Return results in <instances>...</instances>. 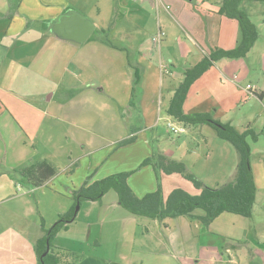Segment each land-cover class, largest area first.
<instances>
[{
  "label": "crops",
  "instance_id": "obj_1",
  "mask_svg": "<svg viewBox=\"0 0 264 264\" xmlns=\"http://www.w3.org/2000/svg\"><path fill=\"white\" fill-rule=\"evenodd\" d=\"M222 1L0 0V264H38V240L33 236L32 225L40 228L43 218L49 228L61 214L71 210L74 206L72 193L86 183V178L93 176L90 181L93 183L112 174L136 170L143 158L149 159L153 154L150 146L145 145L144 152L141 150L138 154L137 163H133L135 157L132 160L124 157V168L113 170L110 166L103 170L109 161L104 157L108 148L100 145L93 149L92 145L95 136L104 137V126L101 131L93 129L87 123L90 122L88 117H66L62 115L60 105L58 111L52 106V96L64 87L75 105L78 99L83 104L92 99L85 94L81 98L75 94L78 79L75 62L83 57L89 61L87 76L91 74L90 64L94 59L100 63L101 72L108 73L105 71L110 65L108 47L112 46L110 49L119 56L127 50L107 46L106 39L97 32L111 33L110 27L117 17L116 10H119L121 35L130 39L127 42L136 43L131 49H136L138 62L145 63L152 73V79L147 80L148 70L145 71L143 92L136 105L144 128L154 129L165 106L168 113L170 101L184 81L187 68L197 65L216 49L238 47L241 40L239 23L219 13ZM257 3L245 1L242 10L259 31L260 28L264 30V10L260 11L259 20L254 19L256 7L251 5ZM69 8L72 11L65 13L64 10ZM72 14L95 26L84 43L67 38L54 28L57 18ZM159 32L164 33L160 41L156 40ZM77 44L82 47L78 48ZM89 47L97 49L96 57L93 56L95 52L86 55ZM253 53L261 63L259 66L247 62ZM55 56L54 64L48 63ZM67 74L70 80L64 84ZM132 82L133 76H128L119 90L123 91L120 95L128 106L133 99ZM249 84L255 87L254 93L246 90ZM101 90L104 92L105 89ZM263 105L264 42L257 40L246 58L216 62L192 85L184 106L187 114L209 113L223 123L232 124L241 133L252 130L258 136L256 142L248 137L257 185L252 217L226 212L208 227L188 216L164 220L141 218L123 210L117 193L110 191L100 202L109 197L110 203L102 204V210L112 214L118 212L125 227L132 230L129 242L133 241L134 248L130 244L125 247L129 249L120 254V264H264ZM176 127L184 128L183 133H186L188 126ZM125 137L126 133L120 138ZM218 138L216 131H208L204 137L207 143L202 142L203 146L195 149L196 138L188 135L183 142L175 144L180 153L174 149H163L162 153L186 166H189V158L194 156L196 163L202 165L195 168V172L207 186L218 188L233 180L238 166V154L226 146L229 156L226 155L222 151L224 144ZM85 149L89 151H83ZM255 152L258 153L257 163L253 160ZM120 153L124 154L126 150L120 149ZM102 154L103 157H97ZM88 158H96L100 163L94 166L93 159L87 163ZM43 162L51 165L56 174L43 185L33 186L21 170ZM157 180L154 167L148 165L134 172L128 182L136 196L143 198L157 190ZM163 185L166 186L163 191L168 190L166 194L171 193V188H183L191 195L201 193L179 174L169 176L165 183L163 180ZM33 195L38 197L36 205L31 200ZM86 203V214L89 215L90 208L96 207L97 202ZM194 214L203 216L204 212L197 210ZM69 225L65 233L70 231L72 224ZM207 236L212 239L206 241ZM55 251L64 258L61 264H72L71 249L67 245L58 242ZM89 260L81 264H95Z\"/></svg>",
  "mask_w": 264,
  "mask_h": 264
},
{
  "label": "rangeland",
  "instance_id": "obj_2",
  "mask_svg": "<svg viewBox=\"0 0 264 264\" xmlns=\"http://www.w3.org/2000/svg\"><path fill=\"white\" fill-rule=\"evenodd\" d=\"M249 3L254 4L251 2ZM257 4L258 5H251V6L256 7V9L253 11V18L259 20L258 18L262 16L260 11L264 10V7H262L264 6V2H258ZM241 9H243V3L241 4ZM64 11L65 13H70L72 9L69 8V10H64ZM103 11H105L106 13V10ZM116 16H117L116 19H113L114 25L110 27L111 33L107 34V32L103 31L100 33L97 32V34H101V36L103 35L104 39L109 40L110 44L113 45L114 48L124 47L127 50H124L125 52L122 54V56H119V53H116L115 50L110 49L112 46L108 47L111 52L109 56L110 65L108 68H105V71H108V73L101 72V68L98 67L100 66V63L99 64L96 63L97 61L96 59H94V62L90 64L91 72L89 73L91 74H89L88 76L87 73H88L89 65L87 64L89 61L83 60L84 59L83 57L81 60L75 62L74 69H76L75 73L78 78L76 81L77 88L75 90V94H78L80 98L85 94L88 95V97H92V99L87 100L88 102H86L85 104H83L84 102L83 103L81 102V99H78L77 104L75 105L74 103L75 101L71 100L72 97H70V93H67L66 90L64 91L65 87L63 88L64 85H62L61 87L63 88V90H61L60 92H55V95L52 96L53 98L52 102L54 103L52 104V106L54 107L56 106V108H54L55 111H58L57 109L58 106L60 105V111H62L61 112L62 115H65L66 117H75V115L79 117V119H81V117L84 118L88 117L90 121L87 122L89 127H92L93 129L100 131L102 125L104 126V129L102 131L105 134L104 137L99 139L98 137L95 136L92 145L93 149L99 147L100 145H104V148H108V150L106 151L107 153H104V157H106L109 161L107 162L108 165L104 166L103 170H107L110 166L113 167V170L120 169V167H123L124 157L129 158V160H132L135 157L133 160L134 161L133 163L135 164V162L138 160V154L141 152V150L142 152H144L145 145L150 146V149L153 153L152 156L149 157V159H151V163L156 162L157 156H159L160 153L163 154L162 153L163 149H169V150L174 149L177 153H180V151L178 150L179 149L178 146H176L175 144L179 143L180 141L183 142L182 140H184V138L188 135H192L196 138L195 142H193V147L195 149L199 148L200 146H203V143H207L204 137L205 138L207 137L208 131H215V129L209 125L188 126L186 127L187 128L186 133L188 132V134L186 133H181L180 135L174 134L168 125L173 123L174 125L181 127L184 124L178 122L176 119L171 117L166 111V106L163 108V111L161 113L162 118H159L158 120V124H157L158 126L155 127L154 129H148V130L144 128L145 124L143 121H141L139 117V113H138L139 109L136 104L140 102L139 96L142 95L143 92L142 85L145 84L144 75H145V71H147L148 68L145 65V63L141 64L138 62L139 61L138 56L137 53H135L136 49H131V47L134 48L136 47V43L131 44L130 42H127L130 39L128 37H123V35H121L120 32L121 28L119 27L122 22L121 21L122 17L119 15V10L118 11L116 10ZM129 29L132 28L129 27ZM258 32H260L258 39L259 42H264V35H263L264 30L260 28ZM148 35H150V33ZM154 37H156V35H154ZM106 43L108 44L107 46L110 45L109 42ZM77 47L81 48L82 45L77 44ZM85 52L87 53L86 55H90L95 52L93 56L96 57L95 55H97L98 51L94 47H89V49H87V51ZM251 56L252 58L248 59L247 62H252L254 63L255 66H259V64L261 63H259L257 57H255L256 53H253V55ZM56 60L57 59L55 56L54 59L50 58V62L48 63L54 64ZM104 63L106 66V60H104ZM130 64L132 65L131 66L132 68L130 67ZM71 67H73V65ZM131 75L133 76L132 83H134L133 86L136 90L137 95L134 96L133 99H131L130 102L131 104L130 106H128L126 104L125 98L121 96L122 95L121 92L123 91H119V90H121V88L124 87L123 80L125 82L128 79V76L131 77ZM146 76H147L146 77L147 80L152 79V73L150 70L146 72ZM69 80H70V75L67 74L64 84L68 83ZM107 85H109L111 89H109ZM102 88L105 89L104 92L101 90ZM50 95L47 96V99ZM123 127H125V132H123ZM204 128L206 129L205 131ZM122 132L123 134L126 133V137L121 139L120 137L123 135ZM132 136L135 137L133 142L128 144H121L123 140L128 139ZM218 140L222 144H224L222 147V151L226 152V155L229 156L227 148L231 149L237 155L234 146L230 142L225 141L221 138H218ZM256 141L257 140H255V142ZM120 149H125L126 153L121 154ZM83 151L88 152L89 149H85ZM255 154L256 155L254 156L253 160L255 163H257L258 153L255 152ZM97 157H103V154L97 155ZM167 158L171 159L170 157ZM92 159L94 166L100 163L96 158H88L87 163L88 161L89 163L92 162ZM147 159L143 158L138 168L136 170L130 171L132 175L134 174V172L140 170V168L142 167L144 168L145 166H148V165L145 166L143 165ZM218 160L219 158L217 159V161L214 162L215 166L217 165ZM149 165L153 166L152 164ZM188 165L189 166L185 165L186 167H188L187 168L188 171L194 176H196L199 180H201V178L195 172V168L202 166L201 163L197 164L195 161V157L193 156L189 158ZM95 171L96 170L93 171V174H95ZM171 175L164 174L162 173V171L157 169L156 171V176L158 179L157 181L161 185L162 190H163V186L166 187L165 185H163V180L165 183V179H167ZM179 175L182 176L181 174ZM183 178L191 184L193 189L198 190L191 181L187 180L185 177ZM86 179H87L86 182L88 181L90 183V181H92L93 179V176ZM171 189L172 190L170 191L172 192L174 189L173 188ZM167 191L166 192L163 191V195L166 199L170 195L169 194L170 192L166 194ZM31 198H32L31 200L34 202V205H36V202L38 201V197L36 195L35 196L33 195ZM107 203H110L109 197L103 203L97 202L96 207H92L93 209L90 208L88 215L86 214L87 209H85L87 203L86 201L83 202L82 205H80V209L77 211L75 221L71 223L72 226L70 227V231L68 233H65L64 231L66 230L63 229L61 231L63 233L59 232L61 235L59 237L56 236L54 238L53 240L54 247L56 243L60 242V243H64L65 246L67 245L69 249H71L72 264H81L89 260L90 258L91 259L89 261L92 260L95 262V264H117V263L120 264V260H119L120 254L122 252L124 253L128 252L126 250L128 247L127 248L125 247L128 244L130 245L133 244V241L129 242V236L132 230L129 228V226L125 227L123 220L120 219L119 216L120 214L118 212L112 214L110 213V211H106L105 209L102 210L103 207L101 206L106 205ZM122 209L127 211L123 207ZM105 211L108 212V214H106ZM141 218H147V217H141ZM55 223L51 224V226L48 227L49 228L52 227ZM31 231L33 233L34 238H36L37 240H39L43 236L41 227L37 228L35 227V225H32ZM143 232L145 233V230H143ZM211 239L212 238L209 236L205 237L206 241H209ZM132 246H133L132 248H134V245ZM63 259L64 258H62L61 260Z\"/></svg>",
  "mask_w": 264,
  "mask_h": 264
},
{
  "label": "trees",
  "instance_id": "obj_3",
  "mask_svg": "<svg viewBox=\"0 0 264 264\" xmlns=\"http://www.w3.org/2000/svg\"><path fill=\"white\" fill-rule=\"evenodd\" d=\"M245 1L264 2V0H223L219 10L221 15L235 19L239 23L241 40L238 47L232 50L216 49L204 56L197 65L187 68L184 73V81L176 90L168 107V114L178 122L186 126L209 125L215 129L219 138L234 146L238 154V166L233 180L218 188L209 187L191 174L184 163L169 159L160 153L155 163H151V159H147L143 165L152 164L155 171L158 169L167 175L181 174L201 191L199 195H191L181 188H176L166 199L159 184L155 192L139 198L128 182L132 175L131 172L112 174L93 183L87 181L79 190L73 191V208L61 214L52 227L47 229L45 220L42 218L43 236L36 244L38 264H61V256L55 251L53 245L54 238L75 221L78 204L82 205L85 201L101 202L110 191L117 193L119 204L123 208L132 215L139 217L164 220L188 216L200 220L206 227L226 212L247 218L252 217L257 196V185L252 168V149L248 137L255 141L257 135L252 130L241 133L232 124L216 120L209 113L187 114L184 108L192 85L216 62L222 59L246 58L259 39L257 26L249 15L241 9V4ZM106 41L110 43L109 40ZM134 94L135 88H133V98ZM134 139L135 137L132 136L123 140L121 144L131 143ZM21 174L29 178L31 185L37 187L53 177L56 171L51 165L43 162L22 169ZM197 210H202L204 215H195ZM48 245L50 249L45 255Z\"/></svg>",
  "mask_w": 264,
  "mask_h": 264
},
{
  "label": "water",
  "instance_id": "obj_4",
  "mask_svg": "<svg viewBox=\"0 0 264 264\" xmlns=\"http://www.w3.org/2000/svg\"><path fill=\"white\" fill-rule=\"evenodd\" d=\"M55 30L58 28L63 36L73 39L76 42L84 43L93 33L95 26L90 21L83 17L72 14L62 15L56 20ZM80 209L78 204L76 212ZM50 246L48 245L47 252H49Z\"/></svg>",
  "mask_w": 264,
  "mask_h": 264
},
{
  "label": "built area",
  "instance_id": "obj_5",
  "mask_svg": "<svg viewBox=\"0 0 264 264\" xmlns=\"http://www.w3.org/2000/svg\"><path fill=\"white\" fill-rule=\"evenodd\" d=\"M164 35L163 32H159V34L157 35V38L156 40L160 41L161 40V37ZM246 90L250 93H254L255 92V87L252 86L251 84L247 85L246 86ZM169 128L171 129V131L174 133V134H181L183 132H185V129L184 128H178L176 127L173 123L169 124L168 125Z\"/></svg>",
  "mask_w": 264,
  "mask_h": 264
}]
</instances>
